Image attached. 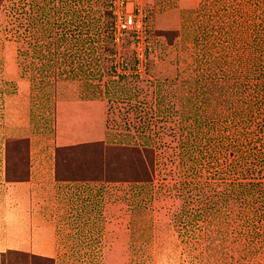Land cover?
I'll return each instance as SVG.
<instances>
[{
	"label": "rangeland",
	"instance_id": "obj_1",
	"mask_svg": "<svg viewBox=\"0 0 264 264\" xmlns=\"http://www.w3.org/2000/svg\"><path fill=\"white\" fill-rule=\"evenodd\" d=\"M0 247L264 264V0H0Z\"/></svg>",
	"mask_w": 264,
	"mask_h": 264
},
{
	"label": "crops",
	"instance_id": "obj_2",
	"mask_svg": "<svg viewBox=\"0 0 264 264\" xmlns=\"http://www.w3.org/2000/svg\"><path fill=\"white\" fill-rule=\"evenodd\" d=\"M90 110L91 111H89L88 113H86L87 111H83V110H78L74 113H70V112L66 113L67 119L72 120V122L76 121L79 123H75V127L73 124H71L73 126V128L68 126L70 128L69 132H64L65 135H63L61 137V139H59V140L63 139L60 142L61 145H67L69 143H74V142H91V141H93V118H94V115H93V109L91 108ZM81 111H82L83 116H86L83 120H81V117H80ZM77 117H79L80 119L78 120ZM77 124H78V126L81 127L82 130L81 129L78 130ZM77 133L82 134V135H80V138L78 137L79 135L77 136ZM0 249H1V247H0Z\"/></svg>",
	"mask_w": 264,
	"mask_h": 264
},
{
	"label": "trees",
	"instance_id": "obj_3",
	"mask_svg": "<svg viewBox=\"0 0 264 264\" xmlns=\"http://www.w3.org/2000/svg\"><path fill=\"white\" fill-rule=\"evenodd\" d=\"M109 24L111 25L110 22H109ZM111 28H112V26H111ZM236 113H237L236 116H239V115H240V111H237ZM241 117H242V116H241ZM240 120H243V121H244V120H246V119H245V117H242Z\"/></svg>",
	"mask_w": 264,
	"mask_h": 264
},
{
	"label": "built area",
	"instance_id": "obj_4",
	"mask_svg": "<svg viewBox=\"0 0 264 264\" xmlns=\"http://www.w3.org/2000/svg\"><path fill=\"white\" fill-rule=\"evenodd\" d=\"M127 22H128V24H130L131 20H130V19H128V20H127ZM121 26H123V27H124L125 25H124V24H122Z\"/></svg>",
	"mask_w": 264,
	"mask_h": 264
}]
</instances>
